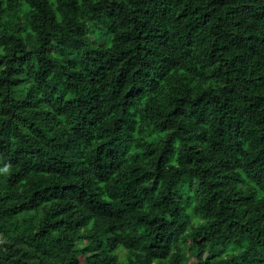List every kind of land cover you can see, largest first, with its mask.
Returning a JSON list of instances; mask_svg holds the SVG:
<instances>
[{
    "label": "trees",
    "instance_id": "trees-1",
    "mask_svg": "<svg viewBox=\"0 0 264 264\" xmlns=\"http://www.w3.org/2000/svg\"><path fill=\"white\" fill-rule=\"evenodd\" d=\"M0 264H264V0H0Z\"/></svg>",
    "mask_w": 264,
    "mask_h": 264
}]
</instances>
